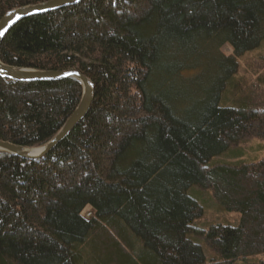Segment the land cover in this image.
<instances>
[{
  "label": "trees",
  "instance_id": "trees-1",
  "mask_svg": "<svg viewBox=\"0 0 264 264\" xmlns=\"http://www.w3.org/2000/svg\"><path fill=\"white\" fill-rule=\"evenodd\" d=\"M50 1L0 0V21ZM256 54L254 74L241 76ZM0 60L79 71L95 94L44 159L0 152V264H239L264 255V159L213 162L243 141L264 142V0H84L19 22ZM82 95L73 79L0 77V141L45 147ZM195 188L237 222L197 229Z\"/></svg>",
  "mask_w": 264,
  "mask_h": 264
},
{
  "label": "water",
  "instance_id": "water-1",
  "mask_svg": "<svg viewBox=\"0 0 264 264\" xmlns=\"http://www.w3.org/2000/svg\"><path fill=\"white\" fill-rule=\"evenodd\" d=\"M83 1L84 0H53L44 4L21 8L9 12L0 21V32L3 33V35H0V47L6 35L22 20L59 11L64 8L77 5ZM0 77L19 83L59 82L73 79L79 82L83 88V95L78 108L67 120L57 136L45 147H43L40 150V153L34 154V151H36L35 149H26L8 142L0 141V152L11 154L23 160L40 161L44 159L49 153L55 150L58 145L61 144L87 117L94 103V85L79 71L72 70L67 72H54L20 69L7 66L0 60Z\"/></svg>",
  "mask_w": 264,
  "mask_h": 264
},
{
  "label": "rangeland",
  "instance_id": "rangeland-1",
  "mask_svg": "<svg viewBox=\"0 0 264 264\" xmlns=\"http://www.w3.org/2000/svg\"><path fill=\"white\" fill-rule=\"evenodd\" d=\"M231 53L232 50L230 48L225 49L226 55H231ZM255 58H257V54L248 55L247 58L244 59L242 64L245 69L243 70V74H241V76L248 79V77L254 74V71H251L248 66L255 62ZM41 149L42 148L36 149V151ZM262 159H264V142L255 139H249L243 141L236 148H234L233 153L220 156L219 158L214 159L213 162H258ZM191 195L203 206L204 209V215L202 219L196 222L195 226L197 229L203 228L202 230H206L212 225H234L237 222L239 216L237 214L227 213L225 210L215 204L211 192L195 188L192 190ZM84 216L87 219H92L93 213L88 209ZM197 242L202 246L207 259H212L214 257V253L206 245L205 241L199 239ZM239 264H264V255L249 259L248 261Z\"/></svg>",
  "mask_w": 264,
  "mask_h": 264
},
{
  "label": "bare ground",
  "instance_id": "bare-ground-1",
  "mask_svg": "<svg viewBox=\"0 0 264 264\" xmlns=\"http://www.w3.org/2000/svg\"><path fill=\"white\" fill-rule=\"evenodd\" d=\"M41 151L39 150V151H34V154H38V153H40Z\"/></svg>",
  "mask_w": 264,
  "mask_h": 264
},
{
  "label": "snow or ice",
  "instance_id": "snow-or-ice-1",
  "mask_svg": "<svg viewBox=\"0 0 264 264\" xmlns=\"http://www.w3.org/2000/svg\"><path fill=\"white\" fill-rule=\"evenodd\" d=\"M0 35H3V33H2V32H0Z\"/></svg>",
  "mask_w": 264,
  "mask_h": 264
}]
</instances>
